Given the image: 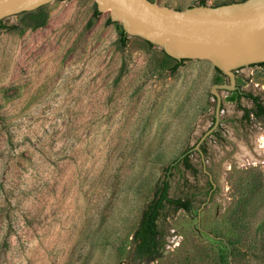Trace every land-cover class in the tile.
<instances>
[{"label":"rangeland","instance_id":"obj_1","mask_svg":"<svg viewBox=\"0 0 264 264\" xmlns=\"http://www.w3.org/2000/svg\"><path fill=\"white\" fill-rule=\"evenodd\" d=\"M96 7L58 0L2 19L0 264H264V114L245 119L253 100L220 87L231 79L209 59L178 62L137 35L123 46L110 10L89 25ZM232 71L264 104V61ZM165 177L192 207L168 217L153 258L136 257Z\"/></svg>","mask_w":264,"mask_h":264},{"label":"water","instance_id":"obj_2","mask_svg":"<svg viewBox=\"0 0 264 264\" xmlns=\"http://www.w3.org/2000/svg\"><path fill=\"white\" fill-rule=\"evenodd\" d=\"M58 0H0V20ZM110 10L128 35L159 45L170 57L209 59L228 75L236 90L234 67L264 61V0L176 10L150 0H96ZM219 111V109H218Z\"/></svg>","mask_w":264,"mask_h":264},{"label":"trees","instance_id":"obj_3","mask_svg":"<svg viewBox=\"0 0 264 264\" xmlns=\"http://www.w3.org/2000/svg\"><path fill=\"white\" fill-rule=\"evenodd\" d=\"M201 5H206L203 2ZM101 11L98 7L94 9L93 17L89 20L88 24L92 25L93 22L100 16ZM109 23L115 22L112 18L108 19ZM122 26V25H121ZM0 28H7L3 23V20H0ZM121 42L123 46H126L129 41V35L124 31L123 27L121 30ZM147 42L150 45H154L152 42ZM165 52V51H164ZM169 56V55H168ZM178 62L184 60H178ZM219 70V69H217ZM220 71V70H219ZM222 72V71H220ZM240 96L247 97L254 102V107L252 108H243L244 118L251 121L252 115L259 117L264 114V104L259 95H255L251 92L243 91L240 93ZM187 165L188 168H192V165L189 161V157L185 156L181 161ZM178 162L175 161L167 168V173L171 176V171L173 168H177ZM210 186L212 187V182L210 181ZM170 180L168 177L160 179L156 184V189L153 195V198L145 206L142 217L139 223L138 228L134 233L135 241V255L139 258H148L151 259L159 252L160 248L163 246V241L165 237V229L167 227L168 217L177 212L180 209H185L189 211L192 207L193 199L190 196L181 197L174 196L170 193ZM209 194V193H208ZM214 194L209 195V198H213Z\"/></svg>","mask_w":264,"mask_h":264},{"label":"flooded vegetation","instance_id":"obj_4","mask_svg":"<svg viewBox=\"0 0 264 264\" xmlns=\"http://www.w3.org/2000/svg\"><path fill=\"white\" fill-rule=\"evenodd\" d=\"M239 93H242V91H240L239 90V87H238V89H236ZM215 190H216V184L214 183V182H212V187L210 186L209 188H208V193H209V195H211V194H214L215 193Z\"/></svg>","mask_w":264,"mask_h":264}]
</instances>
